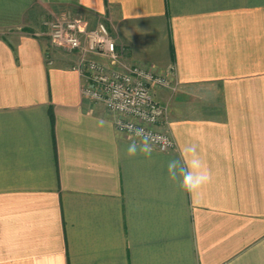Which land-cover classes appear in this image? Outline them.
I'll list each match as a JSON object with an SVG mask.
<instances>
[{
    "label": "crops",
    "instance_id": "obj_1",
    "mask_svg": "<svg viewBox=\"0 0 264 264\" xmlns=\"http://www.w3.org/2000/svg\"><path fill=\"white\" fill-rule=\"evenodd\" d=\"M74 12L175 69L174 150L126 155L47 35ZM192 145L211 180L189 193L167 165ZM0 264H264V0H0Z\"/></svg>",
    "mask_w": 264,
    "mask_h": 264
},
{
    "label": "built area",
    "instance_id": "obj_2",
    "mask_svg": "<svg viewBox=\"0 0 264 264\" xmlns=\"http://www.w3.org/2000/svg\"><path fill=\"white\" fill-rule=\"evenodd\" d=\"M44 25L54 45L75 55L71 68L84 80L83 94L114 113L118 131L140 143L136 130H142L141 135L154 137V149L176 148L175 138L165 128L169 103H161L154 94L156 88L178 90L174 68L161 72L128 62L126 48L118 45L103 20L90 25L74 12L55 15Z\"/></svg>",
    "mask_w": 264,
    "mask_h": 264
},
{
    "label": "clouds",
    "instance_id": "obj_3",
    "mask_svg": "<svg viewBox=\"0 0 264 264\" xmlns=\"http://www.w3.org/2000/svg\"><path fill=\"white\" fill-rule=\"evenodd\" d=\"M142 130H136V134L140 136V143L135 142L128 145L126 155L134 157L137 153H141L147 157H151L153 153L154 137L151 134L141 135ZM191 154V159L187 158V154ZM185 165L182 166L179 160H170L167 165L168 179L173 183L193 193L200 189L203 185L211 180V174L204 168L202 161L196 155L195 145L184 149Z\"/></svg>",
    "mask_w": 264,
    "mask_h": 264
},
{
    "label": "rangeland",
    "instance_id": "obj_4",
    "mask_svg": "<svg viewBox=\"0 0 264 264\" xmlns=\"http://www.w3.org/2000/svg\"><path fill=\"white\" fill-rule=\"evenodd\" d=\"M45 26V25H44Z\"/></svg>",
    "mask_w": 264,
    "mask_h": 264
}]
</instances>
